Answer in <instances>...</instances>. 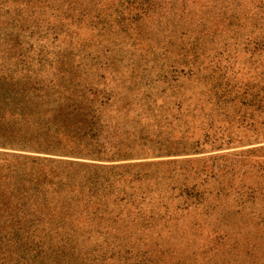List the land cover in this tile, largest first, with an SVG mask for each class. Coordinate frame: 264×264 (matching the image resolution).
Listing matches in <instances>:
<instances>
[{"label": "rangeland", "instance_id": "1", "mask_svg": "<svg viewBox=\"0 0 264 264\" xmlns=\"http://www.w3.org/2000/svg\"><path fill=\"white\" fill-rule=\"evenodd\" d=\"M0 264H264V0H0Z\"/></svg>", "mask_w": 264, "mask_h": 264}]
</instances>
